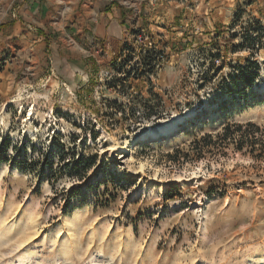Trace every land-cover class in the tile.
<instances>
[{
	"label": "rangeland",
	"instance_id": "1",
	"mask_svg": "<svg viewBox=\"0 0 264 264\" xmlns=\"http://www.w3.org/2000/svg\"><path fill=\"white\" fill-rule=\"evenodd\" d=\"M254 2L198 34L183 22L144 31L153 46L135 44L119 73L121 51L61 52L74 19L21 23L18 0H0V264H264V157L232 139L191 149L229 123L254 122L264 140V0ZM146 57L157 58L150 74Z\"/></svg>",
	"mask_w": 264,
	"mask_h": 264
},
{
	"label": "crops",
	"instance_id": "2",
	"mask_svg": "<svg viewBox=\"0 0 264 264\" xmlns=\"http://www.w3.org/2000/svg\"><path fill=\"white\" fill-rule=\"evenodd\" d=\"M240 1L18 0L16 19L21 23L23 20L30 23H50L54 19H74L73 30L64 34V42L61 45V49L66 50H61V52L66 54L68 51L75 50L77 56L86 57L88 54L98 53L95 51L97 47L98 50L103 48L104 54L110 57L120 52L124 43L130 41L136 32L151 31L152 34H159L161 32L156 29L166 32L165 26L183 22L185 27H190L186 29H191L192 33L198 34L201 32L200 27H212L215 23L213 20L217 15H226L230 11V7L233 10L232 8ZM254 1V3L261 2V0ZM254 13L257 12L254 11ZM35 38L38 41L37 47L44 44L45 36L43 34L37 35ZM69 41L71 44L68 43ZM56 53H59L58 50ZM51 55L55 56L53 48ZM64 60V66L70 64L66 62V58ZM79 63L83 64V61H78L77 58L76 71L82 69L78 67ZM57 67L61 68V64Z\"/></svg>",
	"mask_w": 264,
	"mask_h": 264
},
{
	"label": "trees",
	"instance_id": "3",
	"mask_svg": "<svg viewBox=\"0 0 264 264\" xmlns=\"http://www.w3.org/2000/svg\"><path fill=\"white\" fill-rule=\"evenodd\" d=\"M135 47L129 45L128 43H124V46L120 52V57L125 55V59L123 61H116L117 64H119L120 70L118 71L119 73L122 72V69L128 65L130 61L133 60V54L135 53ZM150 52H155L154 48L151 50H147V53L149 54ZM148 57V56H147ZM145 58L143 63L144 67L149 66L148 73L150 74L151 72H154L155 70V65L157 62V58L155 59H150L148 62V58ZM147 62V63H146ZM251 66L255 67V71H259V65L253 62H249ZM249 69V68H247ZM145 72H142L141 74L143 75ZM131 72L127 73V77H130ZM250 80L249 84L252 85V83L255 81V79L258 76V72H248ZM139 77V76H137ZM126 78L123 80L126 81ZM238 82H235L237 84ZM117 86V85H116ZM1 102V99H0ZM136 105H140V101L138 100L136 102ZM262 129L261 127L254 123V122H248L246 124H239V123H234V124H227L224 129L216 134L213 133H205L201 136L196 137L194 141L191 142V149L195 152V155L197 157H201L206 151H211L210 147H218L219 148H224L228 145L229 139H232L234 142L237 144V148L239 150H242L245 147L251 148L252 153H258L254 154L256 158H263L264 157V140L262 137H259L258 134L262 135ZM95 137V136H94ZM258 145H260L261 148H257ZM182 150L180 148H176L175 154L181 152ZM175 154L168 153V156H170L173 159H177ZM190 153L187 152L184 154L185 161L189 160ZM83 163V160L79 162L81 165ZM77 165V168L79 166ZM89 167V165L87 166Z\"/></svg>",
	"mask_w": 264,
	"mask_h": 264
},
{
	"label": "bare ground",
	"instance_id": "4",
	"mask_svg": "<svg viewBox=\"0 0 264 264\" xmlns=\"http://www.w3.org/2000/svg\"><path fill=\"white\" fill-rule=\"evenodd\" d=\"M188 114L190 115V114H192V111H188ZM31 113H30V118H31ZM29 118V119H30ZM180 120H181V117H179V118H177L171 125H168V126H166L165 128H163V129H161V131L164 133V135H166V136H168V135H170L173 131H175L177 128H178V124H179V122H180ZM157 132H153L152 133V135L154 136V137H156L157 138ZM147 134H143V135H141V139H146L147 138ZM179 136L180 137H183V136H185V134L182 132H180L179 133ZM157 140H159V138H157ZM171 141V139H170V136H169V138H166V139H164L163 141H162V144H168L169 142ZM155 144V143H154ZM122 149H123V151H127V148H125V147H122Z\"/></svg>",
	"mask_w": 264,
	"mask_h": 264
},
{
	"label": "built area",
	"instance_id": "5",
	"mask_svg": "<svg viewBox=\"0 0 264 264\" xmlns=\"http://www.w3.org/2000/svg\"><path fill=\"white\" fill-rule=\"evenodd\" d=\"M144 35H145V32L144 31H140V32L136 33L135 36H134V39H133L134 45L130 44L129 41H127L126 43H128L129 45H131V46H133L135 48H136L135 44L143 42V41H144V44H149L150 46H153V42L151 40H148L149 39L148 37H144ZM155 46L156 45L154 44V48H155ZM139 48H142V47H139Z\"/></svg>",
	"mask_w": 264,
	"mask_h": 264
}]
</instances>
